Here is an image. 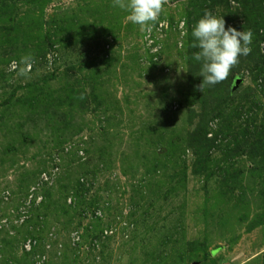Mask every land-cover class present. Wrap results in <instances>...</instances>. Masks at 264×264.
Here are the masks:
<instances>
[{"label":"rangeland","instance_id":"374dc122","mask_svg":"<svg viewBox=\"0 0 264 264\" xmlns=\"http://www.w3.org/2000/svg\"><path fill=\"white\" fill-rule=\"evenodd\" d=\"M205 9L253 39L202 93L187 32ZM253 12L264 0H167L142 27L112 0H0V264H264ZM202 107L216 146L192 171Z\"/></svg>","mask_w":264,"mask_h":264},{"label":"clouds","instance_id":"9594fccd","mask_svg":"<svg viewBox=\"0 0 264 264\" xmlns=\"http://www.w3.org/2000/svg\"><path fill=\"white\" fill-rule=\"evenodd\" d=\"M112 3L128 13L130 22L143 27L159 19L167 0H112ZM225 25L224 16H216L205 9L192 30L195 38L192 47L200 49L193 54V59L202 63L199 75L203 79L197 86L202 93L205 86H213L227 79L240 57L251 52L252 30L240 31L230 25L226 28ZM35 62L34 55L29 53L21 58L20 64L26 66ZM80 98L83 99V96Z\"/></svg>","mask_w":264,"mask_h":264},{"label":"trees","instance_id":"16d2710c","mask_svg":"<svg viewBox=\"0 0 264 264\" xmlns=\"http://www.w3.org/2000/svg\"><path fill=\"white\" fill-rule=\"evenodd\" d=\"M255 14H258V13L253 12L252 15L250 13H248V14L244 13L243 19L246 22V27H255L254 34H256L258 32V28H261L262 27L263 30H262L261 34L264 35V19H262L261 17H259V15L256 16ZM250 18H254V19H251V20H253V22H251ZM243 27H245V26H243ZM192 30L193 29H189L187 33H188V38L190 39V41H192V43H194L195 42V38L192 36ZM198 51H200V50H198L197 48H192V50H189L188 51L189 53H187V55L193 59V54L196 53V52H198ZM10 52H12V51H10ZM12 57L16 58L17 60H18V58H20L17 55H15V56H12L11 55L10 58H12ZM196 63L194 62L192 64V67H193V68H191L192 71L193 70L195 71L197 69ZM222 84L223 83L221 82V85ZM216 85H218V84H216ZM192 89H195V88H192ZM32 91L33 90L30 89L29 90V93L31 94ZM33 93H35V92H33ZM32 97L33 96L30 95V99ZM4 104L7 106V100L4 102ZM202 110H203L202 112H199V114H197V116H198V122L196 124L195 131H192V132H190L188 134L189 140L190 141H193V144H192L193 145L192 146L193 147L192 148V154L196 157L195 162H194V168H192V171H196L199 168L200 169L203 168V166H202V162H203L202 156L205 154V159H206V157L209 155V152L211 151V149H213L216 146V144H215V142H216V132L213 133L212 138H206V134L208 132L206 130V127H208L207 122L209 120L214 119V117H219V115L218 114H215L213 116H209V114L206 112V110H205L204 107H202ZM192 137H194V138H192ZM60 209H61L62 212H64L62 210V209H64V207H60Z\"/></svg>","mask_w":264,"mask_h":264},{"label":"water","instance_id":"95a60500","mask_svg":"<svg viewBox=\"0 0 264 264\" xmlns=\"http://www.w3.org/2000/svg\"><path fill=\"white\" fill-rule=\"evenodd\" d=\"M238 81H239V79H238ZM238 81H237V82H238Z\"/></svg>","mask_w":264,"mask_h":264}]
</instances>
